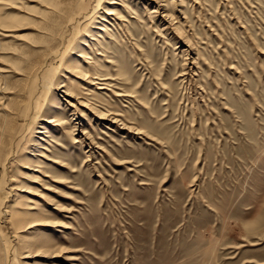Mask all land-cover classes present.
Returning <instances> with one entry per match:
<instances>
[{
  "label": "rangeland",
  "instance_id": "374dc122",
  "mask_svg": "<svg viewBox=\"0 0 264 264\" xmlns=\"http://www.w3.org/2000/svg\"><path fill=\"white\" fill-rule=\"evenodd\" d=\"M0 264H264V0H0Z\"/></svg>",
  "mask_w": 264,
  "mask_h": 264
},
{
  "label": "bare ground",
  "instance_id": "6f19581e",
  "mask_svg": "<svg viewBox=\"0 0 264 264\" xmlns=\"http://www.w3.org/2000/svg\"><path fill=\"white\" fill-rule=\"evenodd\" d=\"M109 13L112 14V12H109ZM79 56H80V57H83L84 55H83V54H80Z\"/></svg>",
  "mask_w": 264,
  "mask_h": 264
}]
</instances>
